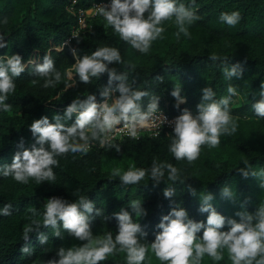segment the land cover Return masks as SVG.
Instances as JSON below:
<instances>
[{
  "label": "trees",
  "instance_id": "1",
  "mask_svg": "<svg viewBox=\"0 0 264 264\" xmlns=\"http://www.w3.org/2000/svg\"><path fill=\"white\" fill-rule=\"evenodd\" d=\"M94 1L98 0H74V5L88 6ZM71 2L0 0V35L5 37L7 43V47L0 48V56L18 54L26 69L20 77L15 78L16 91L6 101L12 105L11 109L8 112L0 110V167L11 163L21 140L25 148H31L35 141L29 126L33 120L47 117L50 123H54L53 116L63 115L66 107L77 96L84 98L93 94L96 102L101 99L100 89L107 85V74L98 80L93 78L91 84H83L73 73L77 85L63 91L65 83L71 82L67 70L75 62L72 49L83 56L90 55L97 47L117 48L125 63L135 65L134 72L128 75V82L131 84L135 80L138 90L160 96L159 105L168 100L171 111L187 108L195 114L202 88L212 87L219 99L228 95L227 87L232 84L236 86L238 95L230 103L231 115L258 119L251 105L261 99L260 85L264 82V0H195L193 10L200 19L189 28L191 37L181 35L183 41H180L181 37L177 40L174 23L166 21L162 25L165 28L163 39L154 41L148 54H141L122 41L111 27H105L106 22L99 15L93 18L91 30L77 36L79 43L74 38L70 45L60 46L75 25V16L67 10ZM178 2L188 4L189 0ZM232 11H238L241 16L234 27L219 20L221 12ZM5 17L8 19L7 24L3 23ZM212 35L231 39L233 44L220 53L203 50V41ZM212 53L227 57L229 65L240 63L243 69L241 77L227 80L219 62L213 63L208 59ZM45 54L51 55L56 70L61 73V82L55 88H43V78L31 75L32 65L29 61L42 63ZM113 66L118 71L123 70L120 65H109ZM156 77H163V82H159ZM33 79L39 80V83L32 85ZM179 84L186 103L177 108L174 107L176 101L170 92ZM142 103L146 106L147 98ZM74 119L66 123L70 125ZM263 119L254 122L264 123ZM170 133L172 130L155 136L142 135L139 139L128 137L113 143L120 145V151L137 168H150L152 161L156 160L181 169L188 179L183 185H173L176 191L171 199L163 196V190L168 185L161 182L154 186L148 175L139 184L122 186L118 178L111 176V171L102 167L101 152L106 148L101 147H92L87 155L69 153L57 157L59 167L53 168L56 181L51 184L42 182L37 185L30 179L25 185L12 177L0 175V209L5 204L12 205L11 215H0V264H28L42 252L52 251L56 245L71 238L63 230V239L57 238L53 236L52 229L41 227L39 231L48 236L47 244L39 243L37 233H30L27 242L22 239L23 228L30 223V209L37 210L35 218L42 223L43 206L51 197L75 202L79 196H84L93 201L103 214L92 221V231L100 232L101 236L111 231L113 237L117 221L112 214L121 208L131 213V201L141 200L147 212L145 217L138 220L147 233L142 243L154 240L155 234L160 231L156 225L161 217L177 204L187 211L190 219L206 221L208 214L199 212V197L204 193L213 195L210 203L219 214L236 220L239 218L234 215L235 212L243 210L253 213L264 203V189L259 188V180L251 176L244 178L238 171L245 167L243 161H248L254 171L264 169V142L222 136L218 147L203 146L199 158L188 164L186 160H175L169 153ZM188 185L196 190V196L189 193ZM225 186L233 189L235 202L222 198L221 190ZM105 217L108 219L105 220ZM222 230L227 231V226ZM201 235L202 231L197 233V236ZM26 243L33 249L31 256H25L20 251ZM101 264H126V254L118 252Z\"/></svg>",
  "mask_w": 264,
  "mask_h": 264
},
{
  "label": "clouds",
  "instance_id": "2",
  "mask_svg": "<svg viewBox=\"0 0 264 264\" xmlns=\"http://www.w3.org/2000/svg\"><path fill=\"white\" fill-rule=\"evenodd\" d=\"M194 6L195 0H189L188 4L178 0H111L108 5L98 6L96 12L106 22L105 27H111L122 41L139 53L148 54L153 42L163 39L165 28L162 25L166 21L174 23L177 40L181 35L191 37L189 28L200 19L193 10ZM240 19L238 11L221 12L219 15V20L231 27L236 26ZM3 23H8L7 17ZM75 38L79 43V37ZM5 47V37L0 35V48ZM71 52L75 60L67 70L71 82L65 83L63 91L77 85L73 73L83 84H91L93 78L98 80L107 74V85L100 89L101 102L97 103L93 94L84 98L77 96L66 107L63 115L53 116L54 123H50L47 117L33 120L29 129L35 142L28 149L21 140L11 163L0 167L3 177H12L25 185L30 179L37 185L42 182L54 183L56 175L53 168L59 167L57 157L69 153L87 155L94 142L101 148H114L120 152V145L113 143L114 132L126 130L130 138L139 139V130L159 117H163L161 125L167 123L172 128L169 153L175 160H186L188 164L199 158L203 146L216 148L222 136L230 137L237 131L236 118L230 113L232 98L238 95L236 86L232 84L227 87L228 95L219 99L212 87L202 88L195 114L184 108L180 115L168 121L159 109L160 96L138 90L135 80L131 84L128 82V75L134 72L135 65L125 63L117 48L97 47L90 55L83 56L78 55L76 49ZM208 59L213 63L219 62L227 80L241 77L243 69L240 63L229 65L227 57L216 53H212ZM29 63L32 65L31 75L43 78V88H55L61 82V73L56 70L50 54L43 56L42 63L32 60ZM109 65H120L123 70L118 71L117 67ZM25 70L20 55L0 56V110L8 112L11 109L12 105L6 101L16 91L15 78L20 77ZM156 79L163 82V77ZM114 81L117 83L114 84ZM38 83L37 79L31 80L32 85ZM170 95L176 101L174 107L179 108L180 104L186 103L180 84L172 88ZM259 95L261 99L253 103L251 108L258 118H264V82H261ZM145 98L146 106L142 103ZM73 117L74 122L67 124L66 121ZM118 125L123 128L120 129ZM156 134L159 135V131ZM243 164L245 167L239 168V173L244 178L251 176L258 179L259 188L264 189V169L254 171L248 161H243ZM146 175L154 186L161 182L168 185L163 190V196L167 199L175 195L173 185H183L188 179L181 169L171 163L156 160L146 169L132 165L126 171L120 168L111 171V176L118 178L122 186L139 184ZM187 189L192 196L197 195L190 185ZM221 196L235 202V193L228 186L221 190ZM199 198V212L208 214L206 221L190 219L187 211L177 204L161 217L156 225L160 231L155 234L154 240L142 243L147 233L138 220L145 217L147 212L141 200L131 201V213L121 208L112 214L117 221L113 237L111 231L103 236L93 235L92 221L103 214L93 201L84 196H79L75 202L51 197L43 206L42 223L35 218L37 210L30 209V223L24 226L22 239L27 242L30 233H37L39 243L47 244L48 236L39 231L44 227L52 229L53 236L57 238L63 239V230L70 237L83 242L68 248H58L55 256L43 264H101L118 252L126 254V264H143L149 252L162 264H201L206 255L214 262L222 260L225 251L231 264H264V203L253 213L243 210L235 212L234 215L239 218L236 220L226 218L215 210L210 203L214 198L212 194L204 193ZM11 214V204H5L0 209V215ZM225 226L227 231L222 230ZM201 231L202 235L197 236ZM20 251L25 256H31L33 249L26 243Z\"/></svg>",
  "mask_w": 264,
  "mask_h": 264
},
{
  "label": "rangeland",
  "instance_id": "3",
  "mask_svg": "<svg viewBox=\"0 0 264 264\" xmlns=\"http://www.w3.org/2000/svg\"><path fill=\"white\" fill-rule=\"evenodd\" d=\"M180 41H183V36H181ZM186 41V39H185ZM233 44V41L231 39L225 38V37H219L212 35L208 37L207 40L203 41V44L201 48L203 50H206L208 52H217L220 53L224 51L226 48L231 46ZM236 104V101L233 102V105ZM236 118V122L238 124V128L236 133H234L232 136L233 138H248L251 141L255 142H264V123L261 122H254V120L259 121L258 119H252L251 117H241ZM264 120V119H263ZM209 152H212V150H209ZM102 167L105 170L112 171L113 168H120L124 171L128 170L130 166L133 165L132 160L126 156L123 152H117L114 148L108 149L106 148L102 152ZM93 235L101 236L102 234L96 230L92 231ZM83 242H80L78 240H75L74 238H70L66 241H64L62 244H58L54 247V250L52 251H44L42 252L37 258L33 259L28 264H43V262H46L47 260L53 258L56 254V250L60 247H71L73 245H79ZM143 264H162L161 261L157 260L151 252L148 253L145 261ZM201 264H231V262L228 259L227 252H224V258L218 262L212 261L207 255L202 260Z\"/></svg>",
  "mask_w": 264,
  "mask_h": 264
},
{
  "label": "built area",
  "instance_id": "4",
  "mask_svg": "<svg viewBox=\"0 0 264 264\" xmlns=\"http://www.w3.org/2000/svg\"><path fill=\"white\" fill-rule=\"evenodd\" d=\"M111 0H98L92 2L88 6H77L74 5V0L67 6V10L71 12L75 16V25L73 29L71 30V33L61 42L60 46L67 44L70 45L72 39L79 36L80 34H84L85 32L91 30L92 28V20L96 16H98L96 9L98 6L101 5H108L110 4ZM101 99L97 102L100 103ZM160 111L163 113L165 117H167L168 121H171L176 116L180 115L182 111H171L169 107V101L165 100L162 105H159ZM157 116L159 117V113H157ZM163 119V117H159L154 122H150L149 126H146L139 130V137L142 135H149V136H155L156 133L159 131L168 133L172 130V128L167 124L164 123L161 125L160 121ZM120 129L123 128L122 125H118ZM114 136L113 142L120 141L124 138H128L129 135L127 134L126 130H117L112 134ZM92 147H100L98 143H93ZM91 147V148H92Z\"/></svg>",
  "mask_w": 264,
  "mask_h": 264
}]
</instances>
